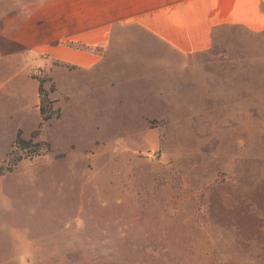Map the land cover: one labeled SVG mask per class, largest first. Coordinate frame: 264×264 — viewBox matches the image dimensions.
<instances>
[{"label":"rangeland","instance_id":"rangeland-1","mask_svg":"<svg viewBox=\"0 0 264 264\" xmlns=\"http://www.w3.org/2000/svg\"><path fill=\"white\" fill-rule=\"evenodd\" d=\"M42 29L23 77L0 69V264H264V36L223 27L183 56L117 29L80 69ZM33 76L52 150L8 172L41 122Z\"/></svg>","mask_w":264,"mask_h":264},{"label":"crops","instance_id":"crops-1","mask_svg":"<svg viewBox=\"0 0 264 264\" xmlns=\"http://www.w3.org/2000/svg\"><path fill=\"white\" fill-rule=\"evenodd\" d=\"M43 18L53 28L50 58L80 69L103 58L91 49L112 45L117 29L145 33L183 56L211 50L223 27L264 36V0H0V69L8 79L23 77L27 56L42 50Z\"/></svg>","mask_w":264,"mask_h":264},{"label":"trees","instance_id":"trees-1","mask_svg":"<svg viewBox=\"0 0 264 264\" xmlns=\"http://www.w3.org/2000/svg\"><path fill=\"white\" fill-rule=\"evenodd\" d=\"M38 93L40 98L39 112L41 122L38 128L31 134L29 139L23 137V131L18 130V133L11 145V151L9 153L8 172H13L15 167L25 159H34L49 154L52 150L51 144L40 138L41 128L44 122L50 121L54 118H60V109L54 107L56 101L51 100L49 94L45 90L43 79H38ZM52 92L56 91V87L53 86Z\"/></svg>","mask_w":264,"mask_h":264}]
</instances>
